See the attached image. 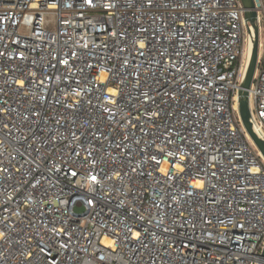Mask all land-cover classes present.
<instances>
[{
	"label": "built area",
	"instance_id": "2783aa9c",
	"mask_svg": "<svg viewBox=\"0 0 264 264\" xmlns=\"http://www.w3.org/2000/svg\"><path fill=\"white\" fill-rule=\"evenodd\" d=\"M252 29L241 0H0V264H259Z\"/></svg>",
	"mask_w": 264,
	"mask_h": 264
},
{
	"label": "water",
	"instance_id": "95a60500",
	"mask_svg": "<svg viewBox=\"0 0 264 264\" xmlns=\"http://www.w3.org/2000/svg\"><path fill=\"white\" fill-rule=\"evenodd\" d=\"M244 9V16L246 24L249 27H252L254 30V46L252 54L249 60V63L246 67L245 74L240 85L239 90V113L243 127L261 154L264 158V140L256 133L253 127L250 100H249V91L251 89L253 79L258 67L259 62V38H260V29L258 26V13L256 6L253 0H241ZM259 264H264V250L261 254V260Z\"/></svg>",
	"mask_w": 264,
	"mask_h": 264
},
{
	"label": "bare ground",
	"instance_id": "6f19581e",
	"mask_svg": "<svg viewBox=\"0 0 264 264\" xmlns=\"http://www.w3.org/2000/svg\"><path fill=\"white\" fill-rule=\"evenodd\" d=\"M254 30L252 29L251 31V41L249 42V45L247 47V53H246V56H245V69L249 63V60H250V57H251V54H252V50H253V46H254ZM253 127H254V130L256 131V133L264 140V134L261 132V130L256 126L255 123H253Z\"/></svg>",
	"mask_w": 264,
	"mask_h": 264
},
{
	"label": "rangeland",
	"instance_id": "374dc122",
	"mask_svg": "<svg viewBox=\"0 0 264 264\" xmlns=\"http://www.w3.org/2000/svg\"><path fill=\"white\" fill-rule=\"evenodd\" d=\"M259 42L260 43H263L264 42V19L262 20L261 26H260V38H259ZM259 54H260V56H262L263 55V50L259 49ZM253 111H254V113H256V109H255L254 105H253ZM77 211L80 212L81 209H77Z\"/></svg>",
	"mask_w": 264,
	"mask_h": 264
}]
</instances>
